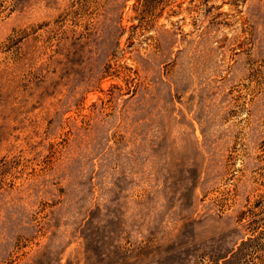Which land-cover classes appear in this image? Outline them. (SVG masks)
I'll return each instance as SVG.
<instances>
[{"label": "rangeland", "instance_id": "rangeland-1", "mask_svg": "<svg viewBox=\"0 0 264 264\" xmlns=\"http://www.w3.org/2000/svg\"><path fill=\"white\" fill-rule=\"evenodd\" d=\"M0 264H264V0H0Z\"/></svg>", "mask_w": 264, "mask_h": 264}]
</instances>
